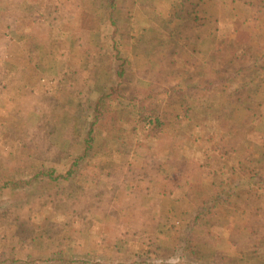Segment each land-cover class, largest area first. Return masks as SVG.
<instances>
[{
	"label": "rangeland",
	"instance_id": "rangeland-1",
	"mask_svg": "<svg viewBox=\"0 0 264 264\" xmlns=\"http://www.w3.org/2000/svg\"><path fill=\"white\" fill-rule=\"evenodd\" d=\"M162 2H166L164 7ZM211 2L218 5L217 28L203 26L199 12L201 5L207 7ZM114 4L118 10L124 6L127 15L125 32L122 36L120 30L115 33L121 38V52L133 56L134 43L142 42V63L153 71L147 76L138 69L130 71L133 91L146 103L163 99L165 106L173 96L170 91L177 92L173 87L188 82L189 91L184 89L178 108H168L164 116L178 118L183 114L181 107L188 106L208 116L215 113L214 130L226 128L229 135L225 143H218L219 147L224 143V151L229 153L222 162L225 174L232 179L234 170L251 174L250 152H264V0H184L172 7L173 14L170 9L167 12V0H116ZM111 8L108 0H0V188L16 177L13 163L26 171L42 159L58 171H67L78 156V140L85 135L81 131L86 123L76 128L74 123L93 112L96 94L106 93L117 71ZM177 8L182 9L180 16L175 15ZM161 46L180 55L178 67L171 63L169 67L153 66L164 54L154 62L149 50ZM181 48L189 51V60ZM183 60L185 68L180 69ZM114 100L112 96L100 103L99 132L103 136L73 181L40 182L18 195L15 206L9 203L6 211L0 209L6 218H0L1 257H39L61 249L80 255L103 243L128 258L135 241L128 231L135 225L124 228L117 213L131 208L132 193L140 185L134 182L136 176L131 181L125 177L136 169L143 170L146 183L142 187L155 193L158 188L152 183L162 175L171 176L184 156L191 171L177 182L180 192L219 193L218 184L228 179L210 174L215 167L209 166L211 159L207 157L217 147L207 140L213 122L205 120L209 132L202 122L194 127L200 147L188 148L184 155L180 152L179 158L173 144L166 142L157 161H153L154 151L146 152L149 159L139 152L123 159L126 155L116 146L118 136L125 134L126 139V133H116L112 123ZM225 112L230 116L219 118ZM137 130L146 133L149 126L144 130L138 126ZM114 136L117 140L113 141ZM117 169L123 175L107 188V174ZM10 191L6 189L5 195ZM146 207L147 215L133 232L144 239L172 240V221L159 214L154 199L147 200ZM20 210L27 214L25 219L17 215ZM222 214L226 215L225 209ZM54 219L74 224V231L67 232L70 239H63L65 233L59 227L46 229ZM261 225L264 197L259 206L239 214L238 220H219L217 247H202L201 253L211 256L217 249L257 256L264 252V241L255 233Z\"/></svg>",
	"mask_w": 264,
	"mask_h": 264
},
{
	"label": "trees",
	"instance_id": "trees-1",
	"mask_svg": "<svg viewBox=\"0 0 264 264\" xmlns=\"http://www.w3.org/2000/svg\"><path fill=\"white\" fill-rule=\"evenodd\" d=\"M108 1L112 5L109 13L110 18H112L111 24L115 31L111 40L115 48L117 71L113 75L106 93L103 95L96 94L97 102L91 107L93 112L88 114L84 121L78 120L74 123L75 128L86 123L84 131H81L85 135H82V139L79 138L78 140V156L67 171H58L52 168L49 162H43L42 159L40 164L38 163L35 166L32 164L26 171H22L23 168L20 170V167L15 166L13 163L12 168L18 172L15 173L16 177L12 181L4 184L0 188V201L5 202V205L0 203V209L3 208L6 211L9 203L14 205L15 202L20 200H17L19 198L18 195L31 191L40 182L67 183L74 180L76 174L84 168L87 158L96 150V143H99L100 136H103L99 132V123L102 116L100 103L104 99L112 96H115V100L113 101L112 123H114L116 133L121 130H124L126 133V139L124 137L125 134L118 136L119 142L118 146H116L119 151L126 155L123 156V159L129 157L133 152H139L140 156L143 155L149 159L146 152L154 151L153 161H157L158 156L162 155V147L166 142L173 144L174 149L176 148L175 152H178L176 157L179 158L180 152L184 155L188 148L200 147L196 144L199 137L195 135L196 132L194 133L193 129L202 122L203 124L201 125L209 132L208 125L205 123L207 119L213 122L212 129L207 134L209 136L207 140L217 146L215 153L207 157L211 159L209 166L212 165L215 167V169L210 170V174H214V177L228 180H224L218 184L220 191L217 195L206 192L194 193L190 190L180 192L179 183L177 182L183 176L187 175L188 170L191 169L190 163L183 156L181 164L179 163V166L176 167L171 176L166 174L162 175L158 182L152 183L158 188L157 192L153 193L150 187H142L143 182H145V177L142 175L143 170L136 169L135 173H127L125 179L131 181V177L136 176L134 182L140 186L132 193V200H130L131 208H129L128 212L122 210L121 213H117L118 219L122 220L121 222H123L124 228H131L134 225L136 227L147 215V200L154 199L158 206L157 211L159 214L172 221L170 223L172 229L170 238L172 240L144 239L139 232H133L134 227L131 231H128L129 235L135 238V241L126 259L121 257L119 252L112 251L111 247L104 246L101 243L100 247H95L93 251H86L80 255L75 253L69 254L61 249L58 252L50 251L45 256L36 257L29 255L22 259L0 256V264H264V252L253 257H248L235 251L219 252L217 249L214 250L211 256L201 253L202 247L206 249L217 247L219 243V220L225 218L236 221L238 220L239 214L247 213L254 207L259 206L261 198L264 197V152H260L261 155H256L251 151L249 158L254 165L252 173L245 175L240 173V171L237 172V170H234L232 174L234 178L232 179L229 173L225 174V167L222 163L225 160V156L229 154L226 149V152L224 151L223 146L229 138V135L226 128L220 131L214 130L217 124L215 113L208 116L207 114L196 111L194 107L188 106L181 107L183 114L179 115L178 118L164 116L168 108H178L177 102L180 101V96L184 94V89L188 90L189 88L188 82L181 81L179 85L173 87L177 89V92L170 91L173 96L169 98L170 103L165 106L162 105L165 103V101H162L163 99L157 103H146L144 100L142 101L139 93L133 91L132 87H130V71L132 72L133 69H138L144 76L150 73L153 74V71L149 67V64L142 63L145 58L144 49L140 45L142 42L134 43L135 54L133 56H127L121 52L119 48V40L121 38L115 35V33L120 30L119 33L122 36V33L125 32L126 11H124V6L120 10L117 9L114 4L116 0ZM183 1L167 0V12L170 9V12L173 14L172 7ZM201 2L204 3V1ZM161 4L164 7L166 2H162ZM199 4H201L200 1ZM217 10L218 5L216 3L211 2L207 4V7L201 5L199 12L202 20H204L203 26L217 28L219 17V11ZM175 13H177L175 14L176 16H180L182 9L179 10L177 8ZM156 49L149 50L151 58H155L154 62H156L159 54L161 56L164 54V56L160 57V60L153 66L162 68L165 65L169 67L171 66L170 63L172 66H179L181 60L177 52L164 49L163 46L157 47ZM179 50L186 55L187 60L190 59L191 56L186 48ZM182 68H185L184 60L180 66V69ZM256 101L257 105L255 107L259 108L261 106L259 100ZM181 102L183 103V101ZM225 113L226 115L220 113L219 118L225 119L230 116L229 112ZM183 122H186V125ZM138 126H141L143 130L149 126V132L138 133ZM112 140H117V137H112ZM222 141L224 143L219 147L218 143ZM120 143L124 144L121 145ZM106 146V141H104V147L107 148ZM104 147L102 148L105 150ZM201 151L204 156L205 151L203 149ZM202 157H198V159L200 158L201 160ZM120 175H123V173L122 171L118 173V169L109 172L107 174L108 182L106 187L109 188L112 181L120 179ZM6 189L11 190L10 194L5 195L4 191ZM31 194L33 195V192ZM105 196L108 200L110 197L109 190L108 192L106 190ZM5 198L7 201H5ZM222 209H225L226 215L222 214ZM70 211L73 212L74 208ZM17 215L21 216L22 219H25V216H27L21 210ZM3 216L4 214L0 213V218L6 220ZM62 220L60 222L59 219H54L50 224L47 223L46 229L52 227L56 229L59 227L65 233H63V239H70V235L67 232H73L75 226L67 222L66 219ZM255 233L259 234L260 241H264L263 225ZM55 236H58L57 231L53 233V241L56 240ZM141 240H144L145 243L141 244ZM113 246H115V243ZM100 250H103V253L99 254Z\"/></svg>",
	"mask_w": 264,
	"mask_h": 264
}]
</instances>
